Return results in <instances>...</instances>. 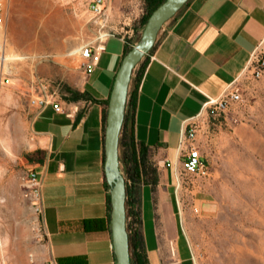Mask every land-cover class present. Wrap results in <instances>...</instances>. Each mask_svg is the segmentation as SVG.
I'll use <instances>...</instances> for the list:
<instances>
[{
    "label": "crops",
    "instance_id": "obj_1",
    "mask_svg": "<svg viewBox=\"0 0 264 264\" xmlns=\"http://www.w3.org/2000/svg\"><path fill=\"white\" fill-rule=\"evenodd\" d=\"M144 11V0H107L105 15L88 30L94 41L102 27L128 33ZM263 41L264 0H190L165 24L135 70V136L150 149L158 168L157 203L150 185L138 189L149 264H196L172 171L180 166L189 123L207 120L211 99L252 77V58ZM127 46L121 36L109 38L94 73L68 70L60 111L52 104H30L38 97L37 80L27 85L26 98L20 79L0 85V93L9 88L20 109L17 116L31 127L32 160L26 169L35 170L43 183L41 216L49 264H118L111 189L105 184L106 114ZM23 99L28 106H21Z\"/></svg>",
    "mask_w": 264,
    "mask_h": 264
},
{
    "label": "rangeland",
    "instance_id": "obj_2",
    "mask_svg": "<svg viewBox=\"0 0 264 264\" xmlns=\"http://www.w3.org/2000/svg\"><path fill=\"white\" fill-rule=\"evenodd\" d=\"M2 1L6 8L2 36L11 59L31 57L34 51L16 35L21 24L27 36L41 30L39 24L21 21L29 0ZM33 1L44 8L30 12L31 19L45 16L59 22L49 28L57 40L42 48V57L14 61V79L23 84L24 98L33 80L67 87V71L81 68L82 62L78 52L66 55L67 45L76 41V48H81L94 41L88 26L93 28L97 21L88 10L91 0ZM134 26L140 27V20ZM238 85L241 102L218 120H202L198 142L209 172L184 174L181 190L176 184L183 229L197 264H264V76ZM21 106H28V100L23 99ZM18 111L6 87L0 93V264H49L48 236L25 179L26 164L32 160L28 150L34 143L31 127ZM172 172L175 180V169Z\"/></svg>",
    "mask_w": 264,
    "mask_h": 264
},
{
    "label": "built area",
    "instance_id": "obj_3",
    "mask_svg": "<svg viewBox=\"0 0 264 264\" xmlns=\"http://www.w3.org/2000/svg\"><path fill=\"white\" fill-rule=\"evenodd\" d=\"M88 10L97 18L105 15L107 10V0H93L89 3ZM145 12V11H144ZM6 19V8L2 0H0V85H10L15 76V63L11 59L13 55L10 50L7 39L2 36L3 27ZM140 27L134 26L130 32L106 31L105 27L101 28V32L97 36L98 40L92 41L78 50V56L82 60L81 68L91 75L100 63L102 52L105 50V42L109 38L121 36L126 45H134L140 36ZM29 58V57H28ZM250 70L255 78L264 76V41L254 53ZM38 97L32 99L31 103L44 108L49 104L54 105L55 109L61 110L59 103L60 93L63 90L62 83H56L50 80L38 79ZM54 89V90H52ZM243 99L242 89L238 85L232 86L222 97L211 99L207 104V114L210 119L218 120L224 117L231 106L241 102ZM202 119H195L189 123L188 130L182 140L183 155L180 166L175 168V176L177 186H179L180 178L184 174L197 175L207 174L209 172V162L205 159L200 143L198 142V134L201 130ZM171 166V164H168ZM31 189V195L34 198V205L38 211L42 212V188L43 183L35 170L27 172L25 177Z\"/></svg>",
    "mask_w": 264,
    "mask_h": 264
},
{
    "label": "water",
    "instance_id": "obj_4",
    "mask_svg": "<svg viewBox=\"0 0 264 264\" xmlns=\"http://www.w3.org/2000/svg\"><path fill=\"white\" fill-rule=\"evenodd\" d=\"M190 0H166L150 17L141 39L124 57L110 98L106 128L105 173L111 186L114 246L118 264H132L127 215V181L120 159V137L126 117L133 75L154 48L165 24Z\"/></svg>",
    "mask_w": 264,
    "mask_h": 264
},
{
    "label": "trees",
    "instance_id": "obj_5",
    "mask_svg": "<svg viewBox=\"0 0 264 264\" xmlns=\"http://www.w3.org/2000/svg\"><path fill=\"white\" fill-rule=\"evenodd\" d=\"M146 3V13L140 21V29L143 30L151 15L166 2V0H144ZM185 7V6H184ZM181 12V11H180ZM179 12V13H180ZM178 13V14H179ZM177 14V15H178ZM176 15V16H177ZM175 16V17H176ZM140 35L136 42L141 39ZM134 45L126 47L124 57L132 50ZM139 91V82L132 80L127 103L126 117L120 137V159L122 170L127 181V215L128 231L130 235V246L132 255V264H149L148 255L145 251L144 235L141 231L142 209L141 199L138 196L139 186L141 184L150 185L157 203L158 193V168L151 160L150 149L137 142L134 130L135 109ZM83 95H76V98ZM108 114H106L107 124ZM31 161V160H29ZM105 184L111 189L105 173ZM110 210L112 212L111 194L108 197ZM130 218H132L130 220Z\"/></svg>",
    "mask_w": 264,
    "mask_h": 264
},
{
    "label": "bare ground",
    "instance_id": "obj_6",
    "mask_svg": "<svg viewBox=\"0 0 264 264\" xmlns=\"http://www.w3.org/2000/svg\"><path fill=\"white\" fill-rule=\"evenodd\" d=\"M43 8H44V5L39 4L37 2H34L33 0H29V3L25 6V9L22 10V13L25 15V19H21L22 23L25 22V23H29V24L30 23L31 24H35V23L39 24L42 26L40 31L30 33L27 36L25 34L23 28L21 27L22 24L16 28V35H17L18 39L20 40V42L22 43V45H25L26 47H29V48H31V50L34 51L33 52L34 54H32V56L29 57L33 61H36L40 57H42V55L39 52L42 50V48L45 45H51L54 42H56L55 40H57L54 37V35L52 33H50L49 28H50V26H53V25L57 26V24L59 22L58 19H49L45 16L41 17V19H31L30 18L31 17L29 15L30 12H32L33 10H42ZM21 21H20V23H21ZM85 39H86V37L82 36L81 40H85ZM96 40H98V39H95V41ZM76 46H77L76 41H70L69 44L67 45L66 55H68V56L76 55V53L80 49V48H76ZM12 59L21 61V60L28 59V57L15 55L12 57ZM181 187H182V180L180 178L179 190H181Z\"/></svg>",
    "mask_w": 264,
    "mask_h": 264
}]
</instances>
